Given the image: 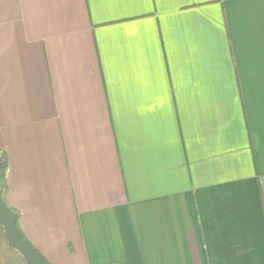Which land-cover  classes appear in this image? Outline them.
Returning a JSON list of instances; mask_svg holds the SVG:
<instances>
[{
  "label": "crops",
  "instance_id": "0c3cea01",
  "mask_svg": "<svg viewBox=\"0 0 264 264\" xmlns=\"http://www.w3.org/2000/svg\"><path fill=\"white\" fill-rule=\"evenodd\" d=\"M0 151L50 264H264V0H0Z\"/></svg>",
  "mask_w": 264,
  "mask_h": 264
},
{
  "label": "water",
  "instance_id": "95a60500",
  "mask_svg": "<svg viewBox=\"0 0 264 264\" xmlns=\"http://www.w3.org/2000/svg\"><path fill=\"white\" fill-rule=\"evenodd\" d=\"M0 187V227H3L9 244L22 253L27 264H50L28 241L17 227V214L4 202Z\"/></svg>",
  "mask_w": 264,
  "mask_h": 264
},
{
  "label": "trees",
  "instance_id": "16d2710c",
  "mask_svg": "<svg viewBox=\"0 0 264 264\" xmlns=\"http://www.w3.org/2000/svg\"><path fill=\"white\" fill-rule=\"evenodd\" d=\"M7 170H8V158H7V155H6L5 152L0 151V187L3 188L4 193H5V190H6V186H5V183H3V180H4L5 176H6ZM2 245L8 247V249L10 251L13 250V251L17 252V254L19 256V261L22 264H27L24 256L22 255V253L9 244V241L7 239L6 232H5L4 228L0 227V247H2ZM0 262H1V264H7L9 262V261H7L6 258H4L2 256L1 250H0ZM10 264H12V263H10Z\"/></svg>",
  "mask_w": 264,
  "mask_h": 264
},
{
  "label": "rangeland",
  "instance_id": "374dc122",
  "mask_svg": "<svg viewBox=\"0 0 264 264\" xmlns=\"http://www.w3.org/2000/svg\"><path fill=\"white\" fill-rule=\"evenodd\" d=\"M0 250L2 252V256L4 258L7 259V261H9L7 264H22L20 261H19V256L17 254V252L13 251V250H9L8 247L6 246H3L0 247Z\"/></svg>",
  "mask_w": 264,
  "mask_h": 264
}]
</instances>
